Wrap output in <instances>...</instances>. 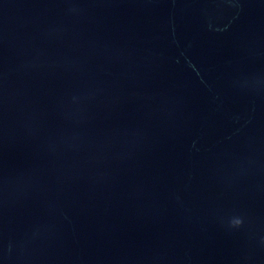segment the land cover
Wrapping results in <instances>:
<instances>
[{
	"label": "water",
	"instance_id": "water-1",
	"mask_svg": "<svg viewBox=\"0 0 264 264\" xmlns=\"http://www.w3.org/2000/svg\"><path fill=\"white\" fill-rule=\"evenodd\" d=\"M0 264H264V0H0Z\"/></svg>",
	"mask_w": 264,
	"mask_h": 264
}]
</instances>
